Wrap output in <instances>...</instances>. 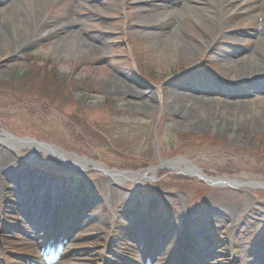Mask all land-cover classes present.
<instances>
[{
  "label": "rangeland",
  "instance_id": "obj_1",
  "mask_svg": "<svg viewBox=\"0 0 264 264\" xmlns=\"http://www.w3.org/2000/svg\"><path fill=\"white\" fill-rule=\"evenodd\" d=\"M184 3L0 0L11 43L0 46V127L89 162L75 172L0 136V264H264V189L207 186L169 165L264 182V64L243 60H264V17L241 9L263 10L264 0H234L222 32L223 21ZM171 30L192 46L175 54ZM69 33L100 49L70 51ZM248 67L260 75L243 78ZM159 157L151 186L102 171L145 170ZM234 220L231 261L221 250Z\"/></svg>",
  "mask_w": 264,
  "mask_h": 264
},
{
  "label": "bare ground",
  "instance_id": "obj_2",
  "mask_svg": "<svg viewBox=\"0 0 264 264\" xmlns=\"http://www.w3.org/2000/svg\"><path fill=\"white\" fill-rule=\"evenodd\" d=\"M90 1H94V0H90ZM160 1H164V0H160ZM220 5L216 3L215 0H185V3L181 6L182 9L189 13L190 15H195V13H203L204 16H206L209 20L213 21L215 23V25H217V23H220V21H223L222 24H220L221 27V32L224 29V27L226 26L227 22L226 19L230 16L235 14L234 11H232L230 8L232 6V4L234 3V0H218ZM203 2H205L206 4H203ZM168 9V7H167ZM243 11L247 10V12H252V14H255L253 16V18H257V17H264V12L262 10V6H254V7H250V8H241ZM171 10L168 9L165 11V15L166 17L169 16ZM34 14V13H33ZM42 18H44V16H42ZM200 19V18H198ZM74 25H77L76 23H72ZM93 24H98V21H94ZM201 25V23H200ZM140 26L144 27L142 24H140ZM10 33V32H9ZM6 35H8V33L5 31V29L3 28V30H1L0 32V46H3L4 48V52L5 49L11 44L10 41H8L6 39ZM11 35V34H10ZM164 38L165 39H169L172 40L173 45H172V51L175 52V54L177 52H180L181 48L187 47V46H192L193 43L190 42V40L184 38V37H177L175 30H171L168 33H164ZM12 36V35H11ZM148 36H155L157 37L158 34L154 33V32H150L148 33ZM13 37V36H12ZM30 37V36H29ZM90 36H88L87 39H83L81 38L80 33H69L67 34L66 37L61 38V40H65V44H67V46L69 47L70 51L73 52H77L78 50H85L88 51L89 53L93 54L95 53L98 49H100L98 47V45L95 44V42H91V39H89ZM181 37V38H180ZM188 40V41H187ZM204 44V43H203ZM209 44V43H208ZM208 44H206L205 46H207ZM196 47V46H194ZM161 50V49H160ZM158 60H162L163 62L167 61V54L165 50H161V52L159 51L158 56L156 57ZM246 61V63H248V66L252 63V66L254 65H263L264 64V60H262L261 58L257 57V56H251L249 58H245L243 59ZM223 64H226V66L230 65V64H234L235 62L231 59H226L224 58L222 60ZM254 64V65H253ZM246 74H244V76H242L243 78L245 77H255L260 75V71H256L254 69H252L251 67H248L246 69ZM264 73V72H263ZM264 75V74H263ZM125 93H128L129 96L132 99H137L139 97V95L137 93H135L134 91H132L129 88H125L124 89ZM225 126V130H231L233 127L229 126L226 127ZM28 143H22V144H18V147H22V146H30L34 149H37L39 151H44L46 154L51 155V156H58L62 159H65L66 161L70 162V163H74L78 166L81 167H88L89 162L88 161H84V160H80L79 158H75L72 157L70 155H67L66 153L54 149V148H39L37 146H34L33 144L31 145H26ZM171 166H173L174 168H183V170H176L178 173H182L185 174L187 176H201V178L203 180H209V177L206 176L205 174H201L202 172H199V170L195 167H192L189 164H184L182 162H174L173 164H171ZM102 171H104L108 176H109V180L110 181H123V180H130L136 177H150V178H155L157 176V172L153 171V170H147L144 173H118V172H113V171H109L107 172V170L102 169ZM216 184V185H215ZM215 186H219V187H235L237 185V182L228 178H224V179H218V181L215 183ZM240 210H236V209H232L231 210V215L235 216L237 213H239ZM235 222L236 220H234L233 223H231V225L226 229L225 231V235H224V247H227L228 251L226 252L224 249L221 250V252H223L224 254H228L230 252V259L232 261V259H234L236 257V250H235V238H234V231H235ZM220 262V260H216L215 263Z\"/></svg>",
  "mask_w": 264,
  "mask_h": 264
}]
</instances>
